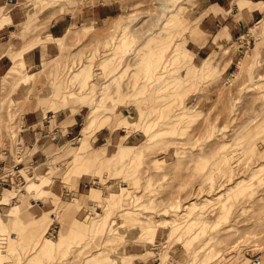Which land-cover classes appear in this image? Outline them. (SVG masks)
Segmentation results:
<instances>
[{"label":"rangeland","instance_id":"374dc122","mask_svg":"<svg viewBox=\"0 0 264 264\" xmlns=\"http://www.w3.org/2000/svg\"><path fill=\"white\" fill-rule=\"evenodd\" d=\"M23 2L73 21L0 76V157L53 112L0 192V264H264V0Z\"/></svg>","mask_w":264,"mask_h":264},{"label":"crops","instance_id":"0c3cea01","mask_svg":"<svg viewBox=\"0 0 264 264\" xmlns=\"http://www.w3.org/2000/svg\"><path fill=\"white\" fill-rule=\"evenodd\" d=\"M209 1L210 0H208V2ZM27 3L25 2L24 4L23 0H15V3H9L5 0H0V5L7 6V13L5 15L6 19L5 21L0 23V76L7 70L9 64L11 63L12 58L10 54L22 49L26 44L31 42V39L35 38L36 35L44 37L46 33L50 34L51 36L61 34L65 30V28L73 21V17L69 15H57L49 17L46 20L47 17L44 15V13L41 15V17L38 16L37 20L33 21L31 19L32 7L27 5ZM27 18L30 19V23L28 27H24L23 21ZM33 25L37 26L36 30L31 29V26ZM40 41L41 40L32 42L27 47L23 48L22 56L25 58V61L27 63L33 64L35 62H39L41 56H44V54L46 53L52 52L54 48H56V42L52 38H47L44 41L42 40L43 42ZM48 114L50 116H53V112L47 113V115ZM49 115L48 122H45V114L41 115L40 110H32L30 112L25 111L22 114L23 120H25V122L28 124V128L23 130V135L27 143H33L35 147L32 150L39 154L38 157L44 154L43 148L45 147L44 142L46 137L42 139L39 138L34 142L32 141V139L36 128L46 129L49 126ZM53 127L55 128L53 129V131H55L57 137H61L62 133H60V128L58 127V125L53 124L52 128ZM10 162L11 158L8 155L4 163L7 164ZM10 212H12L11 209L7 211V213ZM47 246L49 245L46 243L43 245V248H46Z\"/></svg>","mask_w":264,"mask_h":264},{"label":"built area","instance_id":"2783aa9c","mask_svg":"<svg viewBox=\"0 0 264 264\" xmlns=\"http://www.w3.org/2000/svg\"><path fill=\"white\" fill-rule=\"evenodd\" d=\"M6 2L9 3H15V0H5ZM45 122H48V115H45ZM18 130L16 131V134H14L13 139H12V143L14 144V151H16L15 155L10 152V151H6L5 155L0 157V165L5 166L0 167V192L4 187L7 186H12V185H20L23 181H24V172L26 171H21L22 167H27L29 164H25L24 163V156L26 154H28V152L24 155L23 154V147L26 146V140L24 139V135H23V130L28 128V124L25 122V120H23V118H21V120L18 122ZM52 128V126H51ZM52 129H55L54 127ZM47 129H41L39 128V135L41 136H51V134H49L48 131H46ZM9 147L11 146V142L8 145ZM8 147V148H9ZM7 149V148H6ZM1 150V147H0ZM33 150L31 151V157L33 154ZM7 155L10 156L11 158V162L5 164L4 161L7 158ZM32 158L30 159V163L32 162ZM24 169V168H23ZM26 169H29V167H27ZM25 170V169H24ZM49 231L53 230L52 225L49 227L48 229ZM252 263H257L258 260L254 259L251 260Z\"/></svg>","mask_w":264,"mask_h":264},{"label":"bare ground","instance_id":"6f19581e","mask_svg":"<svg viewBox=\"0 0 264 264\" xmlns=\"http://www.w3.org/2000/svg\"><path fill=\"white\" fill-rule=\"evenodd\" d=\"M135 49H136V48H135ZM159 56H160V55H159ZM161 56H162V55H161ZM161 56H160V58H162ZM157 57H158V56H156V61H157V59L159 58V57H158V58H157ZM153 59H154V58H153ZM153 59H152V60H153ZM159 60H160V59H159ZM161 60H162V59H161ZM149 61H151V60H149ZM154 61H155V59H154ZM144 62H145V61H144ZM149 63H150V62H147L146 65H145V67H147V66L149 65ZM152 63H153V61H152ZM155 63L158 64L157 62H155ZM160 63H161V62H160ZM161 64H162V66H163V63H161ZM161 64H160V66H161ZM158 65H159V64H158ZM164 65H165V64H164ZM152 66H153V65H152ZM162 66H161V67H162ZM153 67H155V64H154ZM151 68H152V67H151ZM153 69H154V68H153ZM155 69H156V68H155ZM162 70H163V69H162ZM84 71H85V68H84ZM78 73H79V72H78ZM78 73H77V74H78ZM158 73H159V72H158ZM31 74H32V73H30V75H31ZM81 74H82V71H81ZM81 74H80V76H81ZM111 76H112V75H111ZM77 77H78V76H77ZM105 88H106V87H105ZM103 89H104V88H103ZM151 114H152V113H151ZM154 120H155V119H154ZM221 155H222V154H221ZM225 160H226V159H225ZM223 163H224V162H223ZM226 163H227V162H226ZM224 165H225V164H224Z\"/></svg>","mask_w":264,"mask_h":264}]
</instances>
